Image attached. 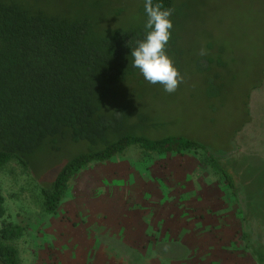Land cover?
Masks as SVG:
<instances>
[{
  "label": "rangeland",
  "instance_id": "obj_1",
  "mask_svg": "<svg viewBox=\"0 0 264 264\" xmlns=\"http://www.w3.org/2000/svg\"><path fill=\"white\" fill-rule=\"evenodd\" d=\"M31 5L84 20L97 37L137 29L120 62L132 72L112 90L106 111L127 118L120 132L180 136L198 147L157 152L131 144L89 162L68 179L53 213L43 209L40 188L92 145L46 143L31 170L7 162L0 229L19 230L6 239L0 233V242L15 249L17 264H257L253 249L264 247V229L246 217L237 182L264 178L256 170L264 168V0H171L165 52L183 76L172 93L132 66L131 51L145 38L142 0ZM222 172L233 175V187Z\"/></svg>",
  "mask_w": 264,
  "mask_h": 264
},
{
  "label": "trees",
  "instance_id": "obj_2",
  "mask_svg": "<svg viewBox=\"0 0 264 264\" xmlns=\"http://www.w3.org/2000/svg\"><path fill=\"white\" fill-rule=\"evenodd\" d=\"M32 3L0 0V168L13 160L31 170L35 153L57 140L92 145L66 159L49 185L40 188L46 212L56 210L75 172L89 162L108 160L131 144L157 152L198 147L180 136L148 139L120 132V123L127 118L122 122L115 110L106 111V99L116 84L132 72L120 62L123 48L133 41L137 29L97 37L86 21L66 19ZM156 3L171 7V0H153ZM256 170L264 177V168ZM223 178L230 187L235 185L232 174L224 172ZM237 184L244 191L246 217L264 229V178ZM18 230L15 225L3 226L1 237L6 239ZM253 255L257 264H264L263 246L253 249ZM0 262L17 264L15 249L1 242Z\"/></svg>",
  "mask_w": 264,
  "mask_h": 264
},
{
  "label": "clouds",
  "instance_id": "obj_3",
  "mask_svg": "<svg viewBox=\"0 0 264 264\" xmlns=\"http://www.w3.org/2000/svg\"><path fill=\"white\" fill-rule=\"evenodd\" d=\"M144 10L147 16L145 38L137 41V47L131 51L132 66L139 69L146 81L162 84L166 92L172 93L183 81V76L165 52L173 27L169 17L174 9L145 0ZM200 54H205L203 49Z\"/></svg>",
  "mask_w": 264,
  "mask_h": 264
}]
</instances>
